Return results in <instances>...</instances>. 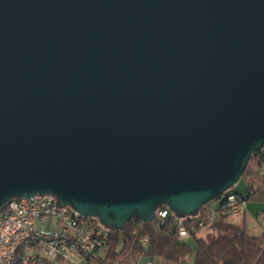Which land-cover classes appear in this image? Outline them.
<instances>
[{
    "label": "water",
    "instance_id": "water-1",
    "mask_svg": "<svg viewBox=\"0 0 264 264\" xmlns=\"http://www.w3.org/2000/svg\"><path fill=\"white\" fill-rule=\"evenodd\" d=\"M263 148L264 0H0V206L196 216Z\"/></svg>",
    "mask_w": 264,
    "mask_h": 264
},
{
    "label": "trees",
    "instance_id": "trees-1",
    "mask_svg": "<svg viewBox=\"0 0 264 264\" xmlns=\"http://www.w3.org/2000/svg\"><path fill=\"white\" fill-rule=\"evenodd\" d=\"M241 178L245 179L247 190L244 193L234 191L248 202L264 203V148L253 152ZM215 199L220 200L215 206L218 211L225 198ZM211 215L209 202L190 219L208 221ZM212 225L219 230L212 239L193 231L190 237L194 241L191 243L189 238L177 236L178 218L173 212H169L164 220L156 217L153 222L135 217L123 229L112 231L108 245L95 264H132L142 259L156 264L184 263L193 252L195 264H264V230L251 233L245 225L230 221L224 215L214 217ZM20 264L33 263L25 260ZM44 264L64 263L59 259H45Z\"/></svg>",
    "mask_w": 264,
    "mask_h": 264
},
{
    "label": "built area",
    "instance_id": "built-area-1",
    "mask_svg": "<svg viewBox=\"0 0 264 264\" xmlns=\"http://www.w3.org/2000/svg\"><path fill=\"white\" fill-rule=\"evenodd\" d=\"M222 197L225 203L208 221L190 219L192 215L176 216L177 236L187 238L193 231L212 224L214 217H228L246 210L247 201L233 187ZM52 198L57 197L51 194L20 196L17 201L5 202L3 208L0 206V264L12 256L17 240H25L23 260L33 264H44L45 259H59L64 264H95L108 245L113 229L98 217L84 215L61 200L60 205H52ZM169 212L173 211L163 205L157 209L156 217L164 220ZM132 264L156 263L144 260Z\"/></svg>",
    "mask_w": 264,
    "mask_h": 264
},
{
    "label": "rangeland",
    "instance_id": "rangeland-1",
    "mask_svg": "<svg viewBox=\"0 0 264 264\" xmlns=\"http://www.w3.org/2000/svg\"><path fill=\"white\" fill-rule=\"evenodd\" d=\"M233 189L235 191H239V192H242L244 193L246 190H247V183L245 181L244 178H241L239 180V182L233 186ZM211 206H212V212L215 213V206L219 204L220 200H217V199H212L211 201ZM230 220H233V221H242L243 220V214H236V215H233L231 217H229ZM247 228L248 230L251 232V233H259V231H261V229L264 227V219L262 218H256V217H253L251 215V213L249 211H247ZM218 229L215 228L212 224H208L202 228H199L198 231H197V234L199 236H203L205 237L206 239H212L214 237L215 234L218 233ZM187 238H189L188 240L193 243V238L188 236ZM182 264H195V252H193L189 259L185 262V263H182Z\"/></svg>",
    "mask_w": 264,
    "mask_h": 264
},
{
    "label": "bare ground",
    "instance_id": "bare-ground-1",
    "mask_svg": "<svg viewBox=\"0 0 264 264\" xmlns=\"http://www.w3.org/2000/svg\"><path fill=\"white\" fill-rule=\"evenodd\" d=\"M17 199H20V196H14L9 200L17 201ZM52 205H60V199L52 198ZM23 248H25V240H17L14 243V248L12 250V256L4 264H18V263L20 264L22 261H25L23 260Z\"/></svg>",
    "mask_w": 264,
    "mask_h": 264
},
{
    "label": "crops",
    "instance_id": "crops-1",
    "mask_svg": "<svg viewBox=\"0 0 264 264\" xmlns=\"http://www.w3.org/2000/svg\"><path fill=\"white\" fill-rule=\"evenodd\" d=\"M247 211H249L253 217L264 219V214H263L264 203H262V202H248V201L246 203V210L244 212H241L243 214V220L242 221L230 220L229 217H231L233 215L228 216L227 218L230 221L243 224V225H245L247 227V223H246V221H247ZM241 213H238V214H241ZM263 230H264V227L261 229V231H259V233L262 232ZM140 261H144V259H142ZM173 264H182V263H173Z\"/></svg>",
    "mask_w": 264,
    "mask_h": 264
}]
</instances>
